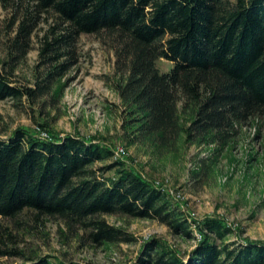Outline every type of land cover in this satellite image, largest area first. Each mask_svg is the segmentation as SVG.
Segmentation results:
<instances>
[{
  "label": "trees",
  "instance_id": "16d2710c",
  "mask_svg": "<svg viewBox=\"0 0 264 264\" xmlns=\"http://www.w3.org/2000/svg\"><path fill=\"white\" fill-rule=\"evenodd\" d=\"M0 2L12 7L0 102L45 107V97L58 96L79 61L80 36L106 32L116 51L114 88L130 144L149 147L157 157L192 143L223 149L242 126L264 116V0ZM36 34L35 80L23 83L16 70ZM161 60L171 66L161 68ZM113 155L107 143L76 134L43 138L19 127L0 136V220L56 217L91 246L136 242L107 215L153 219L184 239L194 237L195 224L201 238L193 250L151 237L135 264H264V240H228L233 231L221 217L191 220L169 192ZM202 162L192 173L210 172ZM15 239L0 223V256H25L26 264H94L27 257Z\"/></svg>",
  "mask_w": 264,
  "mask_h": 264
},
{
  "label": "rangeland",
  "instance_id": "374dc122",
  "mask_svg": "<svg viewBox=\"0 0 264 264\" xmlns=\"http://www.w3.org/2000/svg\"><path fill=\"white\" fill-rule=\"evenodd\" d=\"M12 7L0 2V60L5 57L4 42L9 37ZM41 26H46L43 23ZM37 32L41 35L42 28ZM14 35V32L10 34ZM111 37L102 34H82L78 41V63L65 74L58 96H47L45 107L35 109L24 101L0 102V136H8L19 127L46 138L51 135H80L114 149L113 159H120L150 178L180 203L191 220L208 216L224 218L232 233L228 240H264V116L256 117L241 127L230 145L192 143L178 154L157 157L153 149L130 144L123 131V107L114 83L116 51ZM37 34L32 49L16 70L23 83L33 84L39 59ZM166 69L171 64L160 61ZM120 148L124 153L117 155ZM208 163L210 172L195 175L200 161ZM202 162V163H203ZM102 164V163H99ZM117 226H124L137 237L136 242L117 246H91L84 238L73 235L64 220L21 214L15 222L1 219L11 228L15 242L27 257H52L94 264H135L143 242L158 237L179 251L193 250L201 238L194 224V237L184 239L170 233L167 226L153 219L106 216ZM18 222V223H17ZM55 257V258H54ZM25 256H0V264H26Z\"/></svg>",
  "mask_w": 264,
  "mask_h": 264
},
{
  "label": "built area",
  "instance_id": "2783aa9c",
  "mask_svg": "<svg viewBox=\"0 0 264 264\" xmlns=\"http://www.w3.org/2000/svg\"><path fill=\"white\" fill-rule=\"evenodd\" d=\"M124 153V149L123 148H120L119 151H117V155L119 156L120 154H123Z\"/></svg>",
  "mask_w": 264,
  "mask_h": 264
}]
</instances>
